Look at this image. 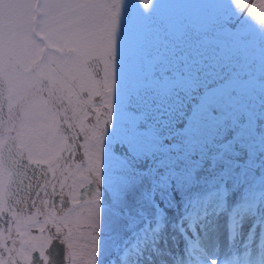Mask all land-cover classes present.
Masks as SVG:
<instances>
[{
	"label": "snow or ice",
	"instance_id": "1",
	"mask_svg": "<svg viewBox=\"0 0 264 264\" xmlns=\"http://www.w3.org/2000/svg\"><path fill=\"white\" fill-rule=\"evenodd\" d=\"M160 8L0 0V264H264V0Z\"/></svg>",
	"mask_w": 264,
	"mask_h": 264
},
{
	"label": "rangeland",
	"instance_id": "2",
	"mask_svg": "<svg viewBox=\"0 0 264 264\" xmlns=\"http://www.w3.org/2000/svg\"><path fill=\"white\" fill-rule=\"evenodd\" d=\"M172 3L173 0H160V4H161L160 12L162 19L161 20L159 19L158 22H161L162 20H166L167 18L170 17L171 15L170 5ZM246 39H248V37H246ZM250 45L255 51L249 54V58L247 59V65L244 67V72H246L249 77L246 83L249 89L255 88L257 92H259L260 81H257V76H261V73L264 72V69L261 68L259 62V52L261 48V42L253 37L250 39ZM253 61H255V63ZM242 83L245 82L242 81Z\"/></svg>",
	"mask_w": 264,
	"mask_h": 264
},
{
	"label": "flooded vegetation",
	"instance_id": "3",
	"mask_svg": "<svg viewBox=\"0 0 264 264\" xmlns=\"http://www.w3.org/2000/svg\"><path fill=\"white\" fill-rule=\"evenodd\" d=\"M161 20L162 19V16H161V12L159 13V15L153 20V23L156 24L157 26H159L160 22H158V20Z\"/></svg>",
	"mask_w": 264,
	"mask_h": 264
}]
</instances>
